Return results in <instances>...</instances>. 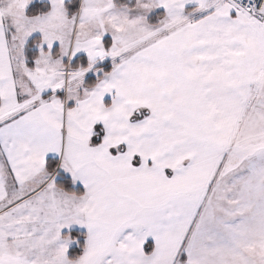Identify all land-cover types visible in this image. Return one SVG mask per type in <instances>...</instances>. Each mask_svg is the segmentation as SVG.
Returning a JSON list of instances; mask_svg holds the SVG:
<instances>
[{
	"label": "snow or ice",
	"instance_id": "snow-or-ice-1",
	"mask_svg": "<svg viewBox=\"0 0 264 264\" xmlns=\"http://www.w3.org/2000/svg\"><path fill=\"white\" fill-rule=\"evenodd\" d=\"M0 264H264V0H0Z\"/></svg>",
	"mask_w": 264,
	"mask_h": 264
}]
</instances>
